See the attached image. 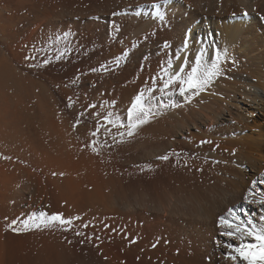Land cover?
<instances>
[{
	"label": "rangeland",
	"instance_id": "1",
	"mask_svg": "<svg viewBox=\"0 0 264 264\" xmlns=\"http://www.w3.org/2000/svg\"><path fill=\"white\" fill-rule=\"evenodd\" d=\"M57 2L51 12L56 14V28L60 34H58V43H55L56 53L53 54L48 47L41 48L33 39L37 15L29 9L23 11L26 17L24 24L15 29L21 39L13 41V34L9 35L12 39L11 44L14 43L11 47L17 49L14 51L11 48L13 52L19 56L24 53L26 54L24 59H27V63L24 62L25 60L16 62L15 65V61L12 62L13 71L21 78L24 77V80L37 76L38 81L44 82L47 86L46 89L38 91L24 86L16 90L0 87V129H4V134H7L6 137L11 143L17 142L19 146L22 142L18 141H24L21 136L26 134L27 129H38L46 117L51 118V121L54 120V123L60 127L71 125L69 127L75 131L87 129L95 121L110 126L111 124L108 125L104 121V117L109 114L114 120L126 126L128 112L117 107L120 105L117 102L121 95L120 91L124 92L129 87L131 89L141 87L140 84L145 81L144 75L148 74L151 77L155 60L158 61L161 57L166 60L178 58L181 38L186 33L184 20L195 10V12L217 15L233 14V18L230 19L232 26L244 23V26H250L253 30L252 35L241 36L238 40L242 45L237 46L243 48L253 37L257 41L255 44H260L259 46L264 49V0H57ZM164 7L171 9L167 10ZM183 10L190 14L187 13L186 16ZM161 16L163 19L160 18ZM164 29H169L171 33ZM249 44L252 45L251 41L247 45ZM26 51L28 54L25 53ZM0 52L3 53L1 50ZM8 54L11 57L12 53ZM235 59L241 62L240 57ZM31 75L33 77H30ZM201 93L202 91L198 95L193 91L182 95L179 86H172L163 93L156 90L154 93L148 92L145 104L151 108L152 113H157V117L171 114L173 119L177 120L174 110L176 106L187 104L192 100H198L197 102L200 103ZM213 119L212 117L211 123L206 121L204 124H198L194 129L190 127L188 131L178 130L173 126L168 135L158 136L146 142L135 140L136 138L131 136V141L123 139V142H118L121 139L107 138L99 140V144L87 143V151L89 148L90 152H97L93 151V147L97 150L98 147L102 149L98 152L102 155L106 167L119 175L128 202L119 204L120 201L115 200L117 202L114 209L121 206L123 215L116 217L111 212L113 201H110L105 216L99 214L95 221L89 220L82 224L79 222L80 224H76L75 228L70 224L62 225L59 221L48 220L49 217L56 215L57 211L51 201L52 197L54 201V195L50 181L41 170L29 165L30 163L28 164L23 156L18 155L15 158L21 160L16 162L18 167L12 165L15 173L12 172V166H5L4 163L1 166L0 163V264H5V261L7 264V260L11 261V264H58L57 253L63 251L60 243H64V247L70 250L68 252L70 262L66 264H94L93 258H82L78 253L81 249L73 239L74 230L79 231L77 233L81 234L85 241L90 235L91 238L86 243H91L89 246H92L95 254L98 255L100 264H177L175 259L183 255L185 257L187 253L193 254L196 249L206 244L212 247L211 252L218 255V259L220 256L223 258L225 245L220 247L222 233L228 230L217 226L219 218L226 216L229 209H232L242 220L256 217L252 211L253 206L257 204L251 201L253 205H246L245 209L239 208L238 211L235 210V205L230 206L224 213L218 214V218L211 220L209 225L203 224L199 219L206 213L205 208L208 207L207 210L212 211L216 205L223 203L224 200L221 199L231 191L230 181L234 180L239 171H247L246 160L238 156L234 150L233 152L232 149H228L230 146L226 142L230 132L227 126L232 125L233 121ZM68 122L69 124H66ZM38 123L40 125L36 126L35 124ZM207 134L208 137L203 136ZM194 135L203 137L198 139ZM114 139L117 141L115 142ZM60 143L65 148L55 151V154L52 153L55 157H52L54 162L57 165L60 163L61 166L59 164L58 167L61 169L71 166L70 169L67 168L66 171L69 173H65L66 175L75 171L82 173L88 153L75 151L72 142L60 141ZM0 144L3 145L2 137ZM125 146L126 150L122 156L121 147L124 150ZM37 155L38 151L34 153V156ZM163 156H167L168 159H160ZM63 165L66 166L63 168ZM21 168L24 173L18 172ZM138 177L143 191L133 189L138 185L136 181ZM156 179L163 183L162 187L169 186V189H172L170 195L166 196L168 198L161 202L155 199V191L151 187ZM222 179H225L223 181L226 185ZM149 180L151 184L148 183ZM254 195L255 193L247 191L242 198L247 197L246 201L260 200ZM40 213H44L45 216L41 217ZM8 220H11V223L10 221L8 223ZM13 221H15L13 227L21 231H13L9 227ZM25 222H27L26 229ZM45 224L47 226H44ZM36 225L40 226L36 227Z\"/></svg>",
	"mask_w": 264,
	"mask_h": 264
},
{
	"label": "bare ground",
	"instance_id": "2",
	"mask_svg": "<svg viewBox=\"0 0 264 264\" xmlns=\"http://www.w3.org/2000/svg\"><path fill=\"white\" fill-rule=\"evenodd\" d=\"M57 3H58L57 0H0V50L3 52V53L0 52L1 53L0 54V87L7 89V90H16L17 88L24 86V87L32 88L37 91L47 88L44 82L42 83L38 81V79L36 78L37 76H35L36 79L28 78L27 80H24L23 76H22L23 78H21L19 74L13 71L12 62L15 61L14 65L16 62L17 63L22 62L23 60H25L24 57L26 54L23 53V55L19 56L17 53L13 52L14 49L11 47V45L14 43L12 42L11 44L12 39L9 37V35L13 34V38H14L13 41L21 39L20 34H17L15 29L19 28L20 26H22V24H24L23 21H25L26 17L23 14V11L25 9H29L34 13L36 12L35 15H37L35 18L37 24L34 25L35 26L33 30L34 35L32 34L33 39L39 44V46H41V48L48 47L50 51H52L53 54L56 53L55 51L57 50H55V43L57 42L59 31H58V28H56V18H55L56 14L54 12L53 13L51 12L53 9H55V5ZM196 5L198 4L196 3ZM164 8L167 9V7H164ZM168 9H171V7H168ZM183 11L185 15L187 13L190 14V12H185V10ZM194 12H192L190 16L188 15L189 18L184 20V30L186 29L185 31L186 33L181 38V45H179L180 48L178 50L180 54L178 53L179 55L178 58L177 57H176L177 59L174 58L175 60H172L171 58H170L171 60H166L164 59V57L159 58L158 56L159 60L158 61L155 60V62L152 65L153 69L151 67L152 69L151 77L148 76V74H146L144 75V78H145L144 79L142 75H139V76H142V78L145 80L144 83L142 82L140 84L141 87L137 89L136 88L131 89L129 87L127 88L128 90L126 89L124 92L120 91L121 95H119V101H117L119 102L118 104L120 105H117V107L119 106L123 109V111L128 112L129 108L131 107L134 101V98L140 93H143L144 104H145V100L147 99L146 96L148 95L147 93L151 92L152 89H155L156 92L160 91V88L162 87L161 78L163 77L164 79H167V76L165 75L164 70H167L168 73L175 74L179 72L181 68H183L184 71L181 75L186 77L187 74L190 73L193 68H198L199 72H203L211 68L213 62H217L218 67H219V75L213 78L212 82L206 87L207 88V90L205 89L206 91L205 90H203L204 92L202 91V93H207V94L202 95L201 93L200 95L201 101H199L200 103L197 102L198 100L197 101L192 100L189 103L185 101L187 104L183 103L181 105L176 106L177 108L174 110L177 114L176 115L177 118H175L177 120H174L171 114L168 116L166 115V116H159V117L156 116L157 113L154 114L150 118L148 123L143 124L136 129L133 137L136 138L135 140L139 139V140L146 142L151 139H156L158 138V136L168 135L170 128L173 126L176 127L178 130L184 129L185 131H188L190 127L194 129L195 126H198V124H204L206 121H209V123H211L212 117L216 120L219 119V120L230 121V122L233 121L232 125L227 126V129L230 132L228 131L229 135L226 139V142L230 146L228 147V149L230 148L232 149V151L234 150L235 153L238 154V156H240L241 158L243 157V159L246 160L247 171H244V172L239 171V173L236 175L234 180L230 181V186H232L231 191L229 195H228L229 192L226 191L228 192L225 194L227 196L224 195L225 196L224 199H221V201L224 200L223 203L220 202L221 204L219 206L216 205V207L213 208L214 212L213 210L212 211L207 210L208 207L205 208L206 213H204L203 216H201L199 219L201 220L203 224L207 223V225H209L211 224L210 223L211 220L215 219L218 216V214L220 215L224 213L228 207L235 205L236 206L235 210L238 211L239 208L245 209L246 205H253L249 202V201H253V203L257 204V206H253V211H252L256 215V217L253 216L254 218L251 217L249 219L245 218L243 220L242 219L240 220L243 221L245 224H247L248 221H251L252 225H255L256 230L259 231L262 227H264V220H261V217H264V204H260L258 203L259 200L251 199V198H250L251 200L246 201V199L242 198V195L246 194V192L249 191L250 193H255V195L257 196L256 198L258 199L264 198V49H262V46H259L260 44H255L257 41L254 40L253 37H251L252 40H250L253 46L250 44L247 45L250 42L249 41L247 42L245 46H243V48L239 47L241 43L239 42L238 39L241 38V36L243 35L245 36L252 35L253 30H251L252 27L250 28V26H244L245 25L244 23L236 24L232 26L230 24V19L233 18L232 17L233 14L231 15L222 14L224 15L223 17L222 15H219V14L217 15L216 13L210 14L208 12L209 13L208 14L206 12H201V13L199 11L195 13ZM248 27L250 29H248ZM169 29L168 30L164 29V31L167 30L170 32ZM172 35L173 34H171V36ZM167 40L169 39L167 38ZM8 53H12L11 57H9L10 54ZM25 53L28 54V51H26ZM6 54H8L9 58L6 56ZM19 54H22V53H19ZM236 57H240L241 62L236 61L235 59ZM26 60L24 61L25 63H27ZM169 64H171V67H169ZM232 64L234 66H231ZM94 73H96V71H94ZM150 73L151 72H149V74ZM30 77H33V75H31ZM154 78L156 80L155 84L153 83ZM139 81H138V85H139ZM174 86H179V85L176 84ZM233 110L237 112L234 113ZM38 115L40 116V114ZM66 124H69V122ZM98 124L101 125L100 131L96 136H92L91 133L97 130ZM35 125L39 126L40 123H38V125L37 124ZM69 126L71 127V125ZM69 126H66V125L61 126L63 128V130H61V127L57 125L56 123H54V120L51 121V118L46 117L43 120L42 125L38 129L37 128L27 129L26 134L21 136V138L24 139V141L18 139L19 140L18 142L20 141L22 142V145L20 146L19 144H17V142L15 144L11 143L6 137L7 134H4V129H0V137H2L3 139V145L0 144L1 166L5 164V166L14 165L15 167H18V165H16L18 163L16 162L21 161V160L18 161L17 159H15L16 155H18L19 157L23 156L25 158L24 160L27 161L28 164L30 163L29 165H33L39 170H41L43 174L46 175V177L50 181V185L53 189L54 201H53L52 196H51L52 197L51 201H52V204H55V209H56L55 211H57V214L62 215L63 219L71 220L72 222L70 223V225H72V227L76 226V224L78 225L80 223L82 224L85 221H89V220L95 221V218H97L99 214H103V216H105L106 212L108 211V204L111 203L110 201H113V205L110 208L111 212L115 214L116 217L117 215L118 216L123 215L124 213L122 214L121 212L122 208H120L121 207L120 205H119L120 207H118L117 209H114V206H116L117 201H120L119 204H124L126 203L128 199L127 194L124 191V186H122L119 175L117 174V172L114 173L113 170L111 171L110 168L106 167L103 161L102 155L98 152L102 150L100 147H98L97 152L92 153L89 151L90 150L89 148L87 151L86 144L88 143V145H93V141H95V144L96 143L99 144L98 142L99 140L100 141L106 140L107 138H109L110 140H112L113 138L121 139L119 133L120 132L126 133L127 131L126 127L114 128L112 127V125L107 126L101 122L96 123V121L95 123H92L91 125H89L87 129H77L75 131ZM106 128L111 129V134H108L106 132L105 130ZM194 136L195 138L198 137V139H202L203 136L208 137V134L203 135L202 137L198 135H194ZM123 139H127V141H131L132 138L125 135ZM60 141L72 142L71 144L73 145V149L75 151L77 150V152H80V153L81 152L88 153V158L87 159L85 158L86 160V162L84 163L85 168H83L84 170H82V173L81 172L76 173L75 171L74 173L72 172L66 175L65 173H69L67 172L68 166L67 167H65L66 165L62 166L63 168L64 167L66 168V169L64 168L65 170L59 168L58 165L60 164L59 163V161L61 160L60 158H59V161L55 160L56 162L59 163L58 165L57 163L54 162V160L52 159V157H54L53 155L55 154L54 152L55 151L57 152V150L59 151L63 150L65 148L64 146L61 145ZM26 143L27 145L25 146ZM123 148L125 149L123 150L121 147L122 156H124L126 146ZM128 148H130V146ZM36 151H38V155L34 156V153H36ZM52 153L54 154L52 155ZM68 154L69 153H67V155ZM61 155L63 156L64 154H61ZM61 155L60 157H62ZM241 158H239V160ZM20 164L19 166L21 167ZM26 164H25V167H26ZM70 168L71 166L68 169ZM74 168H75V165H74ZM11 169H12V172H13V169L15 171V168L13 166ZM21 169L18 170V172L20 171V173H24L23 169L22 170ZM137 176H140V175H137ZM223 180L225 179H222V181ZM136 181H138V185H135L137 187L135 188L134 186L133 189L134 190L139 189L140 191H143V187L139 185L141 182L139 181V177H138V180L136 179ZM155 181L156 182L152 186L151 185L150 186L153 188V191H155L154 192L155 199L161 202L162 200H165L168 198V197L166 198V196L170 195L169 193H170V190L172 189H169L170 188L169 186L162 187L163 183L159 182V179H156ZM227 181L229 182V180ZM174 182L177 185L176 180ZM148 183L151 184L152 182L149 180ZM132 184H133V181H132ZM227 197L230 200L228 199L226 200ZM243 197H245V195ZM110 198H112V200H110ZM115 200L117 201L115 202ZM170 201L172 200L170 199ZM186 202H187V199H186ZM199 204H201L200 201H199ZM200 220H199V223H200ZM9 221L11 223V220H8V223ZM121 221L122 220H120V222ZM252 225H248V226L252 227ZM211 230L214 231V229H211ZM73 232H74L73 239L76 241L77 246H80V249H81V250H78V253L80 254V256L82 255V258L85 257L87 259L93 258L94 264L95 262L97 264H100V262L98 261L99 259L97 257L98 255L95 254V251L92 249V246H89L91 243L90 244L86 243V241L90 240L91 238L89 237L90 235H88V238L85 241V239H82V237L80 236L81 234L77 233L79 231L74 230ZM198 234H199V231H198ZM222 237H223L222 245H220V247L225 245V247L223 246L225 248L223 249L225 253V256L223 258H221L220 256V259H218L217 258L218 255L216 256L213 252H211L212 247L206 244L204 245V247H201L200 249H196L193 254L187 253L185 257L184 255L178 258L176 257L177 258L175 259L176 263L178 262L177 264H248L247 260L242 259L239 255H237L235 252L232 251L233 249L240 247L241 244H244L245 251L246 252L250 251V252L255 253V260L258 262V264H264V262H260V256L262 254L260 245L261 243H264V242L258 241L253 236H249L247 234H245L243 239H239L235 236L229 237L226 235H222ZM206 241L207 240H205V242ZM60 244L62 246L63 251L58 252L57 258L56 257L55 258L58 264H61V262L63 264H66L67 262H70L69 254H68L70 250H67L64 247L65 246L64 243H60ZM249 244L253 245L252 249L247 248V245ZM229 253H231L232 255H236L237 256L236 260H232L228 258ZM165 256H168V255H165ZM82 258H80V260H82ZM5 264H6V261H5ZM7 264H11V261L7 260Z\"/></svg>",
	"mask_w": 264,
	"mask_h": 264
},
{
	"label": "snow or ice",
	"instance_id": "3",
	"mask_svg": "<svg viewBox=\"0 0 264 264\" xmlns=\"http://www.w3.org/2000/svg\"><path fill=\"white\" fill-rule=\"evenodd\" d=\"M163 19V17H160ZM169 67H171V64H169ZM183 68L179 70V72L175 74L168 73L167 70H164L165 75L167 76V79L161 78L162 87L160 88V91L163 93L170 87L178 84L180 88V93L183 95L186 92H193L195 91L197 94L201 91H203L213 80V78L217 75H219V67L217 62H213L211 68L199 72L198 68H193L190 73L187 74V76H182ZM156 80L154 78L153 83L155 84ZM155 89H152L154 91ZM128 123L125 126L124 124H121L119 121L114 120L109 114L108 116L104 117V121L106 124H111L114 128H124L126 127L127 131L120 132L119 135L121 137V141L123 142V137L127 135L128 137H131L134 135L136 129L140 127L143 124H146L149 122L150 118L154 115L152 113L151 109L147 107L144 104V96L143 93L138 94L131 105V107L128 110ZM101 125L98 124L97 130L93 133H91L92 136H96L100 131ZM108 134H111V129L106 128L105 129ZM95 144V141H93V145ZM103 146V145H101ZM93 151H97L95 147H93ZM162 160H167V156L160 157ZM247 200V197H246ZM251 202V201H249ZM260 204H264V198L260 199L258 201ZM41 217H44V213H40ZM49 221H59L62 225L70 224L71 220H65L62 218V215L56 214L48 218ZM261 220H264V217H261ZM15 224V221H13L12 225H9L10 228L13 229V231H21L18 229H15L13 226ZM248 225H252L251 221H248L247 224H245L243 221L239 219V217L236 215V213L229 209L226 216L219 218L218 227H224L228 229V231H225L222 233V235H227L229 237H237L239 239H243L245 234L249 236H253L256 240L264 242V227H262L259 231L256 230L255 225H252V227H249ZM40 225H36V227H39ZM44 226H47L45 224ZM27 228V222H25V229ZM248 249H252L253 245L249 244L247 245ZM260 248L262 250V254L260 256V262H264V243H261ZM233 252H235L237 255H239L242 259L247 260L248 264H258V262L255 260V253L253 252H246L245 251V245L241 244L240 247L233 249ZM228 258L232 260H236L237 256L232 255L229 253Z\"/></svg>",
	"mask_w": 264,
	"mask_h": 264
}]
</instances>
